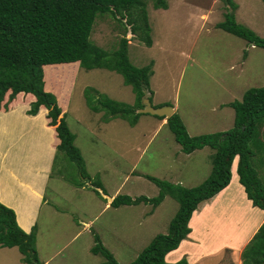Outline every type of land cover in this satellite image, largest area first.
Masks as SVG:
<instances>
[{"label": "rangeland", "instance_id": "374dc122", "mask_svg": "<svg viewBox=\"0 0 264 264\" xmlns=\"http://www.w3.org/2000/svg\"><path fill=\"white\" fill-rule=\"evenodd\" d=\"M143 1L151 26V44L139 40L130 27L124 28L109 14L97 18L90 36L92 42L113 51L126 35L132 63L144 66L153 62L150 88L155 95L151 102L157 104L169 98L190 135L229 130L235 119V109L229 103L242 100L251 87L264 86V48L251 46L246 39L218 25L233 10L227 0H167L168 9L157 8L155 0ZM232 3L238 22L264 37V1ZM45 87L64 110L90 176L83 177L78 163L69 160L66 153L58 154L48 187L50 205L57 214L50 221L52 232H44L43 236L55 242L56 233L67 229L70 237L62 255L50 264H107L102 255L92 251L96 236L118 262L129 264L157 234L169 232L179 202L167 195L158 212L149 215L153 206L144 202L103 210L106 195L155 197L160 188L149 176L188 187L199 185L211 173L214 150L206 146L207 150L203 147L184 152L169 126L160 125L161 118L154 114L143 113L131 124L121 116H111L104 107L96 110L94 97L99 95L137 104L132 86L115 70L89 69L77 62L52 65L47 68ZM261 144L264 145V132L251 144L254 166L264 182ZM237 162L238 157L231 166L233 178L227 190L199 226L193 223L197 245L190 246L188 253L191 249L205 252L198 264H242L238 262L239 248L259 225L257 218L262 210L253 206L240 184ZM80 219H91L89 228L83 230ZM64 237L63 234L59 242H66ZM49 240L42 239L51 243ZM218 248V253L208 255ZM23 257L18 247L0 245V264H27ZM88 258L95 261L90 263Z\"/></svg>", "mask_w": 264, "mask_h": 264}, {"label": "trees", "instance_id": "16d2710c", "mask_svg": "<svg viewBox=\"0 0 264 264\" xmlns=\"http://www.w3.org/2000/svg\"><path fill=\"white\" fill-rule=\"evenodd\" d=\"M227 1L233 10L226 13L225 20L218 25L246 39L249 44L264 48V37L238 22L232 0ZM155 6L167 9V0H155ZM106 14L117 19L124 28L130 27L131 33L139 40L152 43L143 0H0V111H9L18 103L29 101L28 113L35 115L41 106H45L48 124L55 128L59 139L57 153L64 152L69 160L78 163L83 177L88 174L84 157L75 145V135L56 96L45 87L47 68L77 62L89 69L108 68L119 72L136 93L137 104L134 106L99 95L94 97L97 106L93 107L96 110L104 107L111 116H121L131 124H135L143 114L137 109L143 107L144 94H154L150 88L153 62L144 66L133 64L129 57L130 40L126 35L120 38L113 51L92 42L90 36L96 20ZM229 104L235 109V119L233 127L225 131L192 136L179 113L167 118V125L184 152L192 153L206 146L214 150L213 167L205 181L188 187L149 176L160 188L157 196L133 198L117 194L114 197L111 206L115 207L144 202L155 208L167 195L179 202L169 232L157 234L129 264H190L186 258L168 262L166 255L178 248L191 232L189 222L200 203L213 198L230 184L231 166L237 156L239 182L253 206L264 210V182L254 166L255 152L251 148V144L259 139V133L264 132V86L249 88L242 100ZM263 146L261 144L259 148ZM96 185L102 187L99 183ZM96 240L92 248L95 254L102 255L107 264H123L101 243L99 236ZM0 245L18 247L27 264L35 260L41 264L36 247V229L26 232L19 225L15 210L2 202ZM241 259L242 264H264V222L245 246Z\"/></svg>", "mask_w": 264, "mask_h": 264}, {"label": "crops", "instance_id": "0c3cea01", "mask_svg": "<svg viewBox=\"0 0 264 264\" xmlns=\"http://www.w3.org/2000/svg\"><path fill=\"white\" fill-rule=\"evenodd\" d=\"M169 103H171L169 98H165L153 105L162 106ZM29 108V101H22L9 111H0V202L15 210L18 223L25 231L30 232L34 228L36 229V233L39 235V239L36 241L38 257L40 256L39 260L42 264H50L55 257L62 255L64 247L67 245V240L70 237V233L67 236V229H65L64 233L62 231L56 233L55 242H51L47 236H43L44 232H52L53 226L50 224V221L57 214L50 205L48 187L58 157L57 144L59 139L56 136L55 128L48 124V109L45 106H41L38 113L32 115L28 113ZM174 108L176 111L177 106ZM165 123L167 124V118L160 120V125ZM184 168L187 169L186 166ZM181 170H183L182 165ZM168 180H170L169 177ZM179 183H182V181ZM228 187L229 185L213 198L200 203L198 209L194 211L190 219L189 226L192 232L186 239L182 240L178 248L166 255L168 262L174 263L183 257H186L190 264L203 261V258L200 257L204 256L205 252L204 254L202 252L197 253L196 249H193V251L191 249L188 253L190 246L193 248V246L197 245L193 223L195 222L197 226L202 223L207 211L214 208L218 198ZM106 196L108 199H106L103 210L111 207V202L116 194ZM158 209L159 205L155 208L152 207L148 214L154 215L158 212ZM261 214L257 218L260 219V222L256 230L252 231L245 238L246 240L239 248L240 260L238 262L242 261L240 254L244 247L264 222V210H262ZM80 222L84 225L82 229L86 230L91 225L92 220L80 219ZM78 233L73 234L74 237ZM63 234L66 237V242L64 240L59 242ZM43 238L49 240L51 243L43 242ZM218 251L219 248L208 253V255L213 256ZM196 257L200 259L196 260ZM88 259H90V263L95 261L94 258Z\"/></svg>", "mask_w": 264, "mask_h": 264}, {"label": "water", "instance_id": "95a60500", "mask_svg": "<svg viewBox=\"0 0 264 264\" xmlns=\"http://www.w3.org/2000/svg\"><path fill=\"white\" fill-rule=\"evenodd\" d=\"M151 93H145L142 99L143 107L138 109L139 113H150L158 116H165L170 117L175 113L174 106L168 104V105H162V106H155L152 104L151 100ZM32 264H37L36 261H33Z\"/></svg>", "mask_w": 264, "mask_h": 264}, {"label": "clouds", "instance_id": "9594fccd", "mask_svg": "<svg viewBox=\"0 0 264 264\" xmlns=\"http://www.w3.org/2000/svg\"><path fill=\"white\" fill-rule=\"evenodd\" d=\"M237 19V18H236ZM238 21V20H237ZM247 26V25H246ZM248 27V26H247ZM251 46H255L254 44H251ZM147 93H149V92H147ZM152 95V94H151ZM153 96V95H152ZM151 100V99H150ZM29 104H30V102H29ZM153 104V103H152ZM166 105H168V104H166ZM171 105V104H170ZM156 106V105H155ZM176 112V111H175ZM166 118H168V117H166ZM165 119V118H164ZM238 157V156H237ZM236 159V158H235ZM238 160H239V157H238ZM238 165V164H237ZM171 182V181H170ZM99 188H101V187H99ZM165 199V198H164ZM161 204V203H160ZM159 204V205H160ZM154 208V207H153ZM27 232V231H26ZM31 232V231H30ZM36 261V260H35ZM36 262H38V261H36ZM33 263V262H32Z\"/></svg>", "mask_w": 264, "mask_h": 264}]
</instances>
